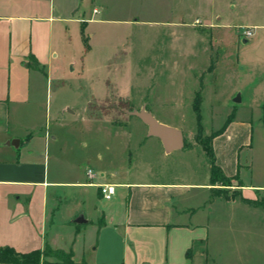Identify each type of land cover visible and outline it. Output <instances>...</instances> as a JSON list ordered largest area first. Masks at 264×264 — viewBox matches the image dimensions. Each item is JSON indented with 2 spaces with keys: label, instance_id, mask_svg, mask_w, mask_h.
Instances as JSON below:
<instances>
[{
  "label": "crops",
  "instance_id": "0c3cea01",
  "mask_svg": "<svg viewBox=\"0 0 264 264\" xmlns=\"http://www.w3.org/2000/svg\"><path fill=\"white\" fill-rule=\"evenodd\" d=\"M93 1L0 0V249L25 254L47 246L70 253L74 264H191L204 253L214 264L219 255L239 264H264V156L257 158L251 144L253 133L264 136V95L255 107L262 110L255 132L251 120L233 115L209 140L213 164L231 179L229 187L210 185L204 152L196 153L204 157L207 171L202 179L185 182L159 173L151 180L130 181L119 176L116 167L121 165L109 163L113 159L107 155L95 154L93 162L87 154L69 157L64 152L61 140L82 139V132L76 121L68 119L74 114L68 106L48 118L52 93L48 84L58 80L62 65L73 71V41L81 45V59L87 58L92 40L99 35L96 26L114 21L104 17L103 3ZM129 2L131 11L122 21L132 24L137 20L138 0ZM227 3L238 7L234 0ZM203 14L190 23L176 20L172 27L178 38L185 26L193 27L195 35L204 39L206 52L210 45L215 47L212 30L232 26L240 44L256 42L251 37L257 25L220 23L218 11ZM200 25L208 30V40L201 35ZM241 26L253 29L249 38H240ZM114 88L119 97L126 96ZM202 90L201 82L199 111ZM234 94L229 99L239 103L240 95ZM93 100L84 104L83 113ZM150 140H157L162 149L158 139H145ZM49 145L55 149L51 154ZM257 162L262 164L260 169ZM84 163H93L99 174L87 178ZM103 184L114 185L108 201L99 194ZM220 188L234 190L236 196L226 198L223 191L216 192ZM212 243L217 256L211 254Z\"/></svg>",
  "mask_w": 264,
  "mask_h": 264
},
{
  "label": "rangeland",
  "instance_id": "374dc122",
  "mask_svg": "<svg viewBox=\"0 0 264 264\" xmlns=\"http://www.w3.org/2000/svg\"><path fill=\"white\" fill-rule=\"evenodd\" d=\"M227 1L138 0L137 20L131 24L132 21H122L131 11L129 0H94L95 5H105L104 17L114 21L99 26L100 29L95 25L99 35L92 40L93 50L87 58L81 59V45L77 47L73 41L70 48L75 58L73 71L62 65L58 80L48 84V91L50 88L52 93L56 92L51 93L47 102L48 118H52L54 110L60 108V112L68 106L74 113L68 119L76 121L82 132V139L61 140L64 152L69 157L87 154L94 157L93 162H96L95 154L101 158L107 155L113 159L109 163L121 165L115 166L120 170L119 176L130 181L151 180L159 173L165 179L185 182L202 179L206 170L204 157L196 153L204 152L209 164L202 146L228 117L251 120L255 132V124L262 117V110L255 111V107L264 95V0H234L238 3L235 8H230ZM216 11L220 23L257 25L251 37L256 42L242 45L241 39L237 41L236 28H216L212 30L215 54L214 45L204 52V39L195 35L193 27L185 26L179 38L173 30L174 22L190 23L199 13ZM199 30L208 40L206 27L200 25ZM174 33L177 38L172 36ZM215 59L210 74L206 69ZM199 73L203 90L197 125L189 103L194 93L191 90L198 88ZM114 87L126 96L119 97ZM232 93L234 97L240 95L239 103L229 99ZM90 99L95 100L85 114L82 108ZM140 111L151 115L159 124L180 131L183 151L164 155L157 140L145 141L156 138L148 136L147 126L133 115ZM251 144L257 150V158L264 156V136L253 133ZM52 147L47 148L50 154L55 150ZM85 164L83 170L89 169L95 176L99 174L97 167L91 166L93 163ZM261 166L257 162L259 169ZM221 191L226 198L236 196L234 190ZM211 254L217 256L213 243ZM214 262L240 263L228 255H219ZM191 264L214 263L204 253Z\"/></svg>",
  "mask_w": 264,
  "mask_h": 264
},
{
  "label": "trees",
  "instance_id": "16d2710c",
  "mask_svg": "<svg viewBox=\"0 0 264 264\" xmlns=\"http://www.w3.org/2000/svg\"><path fill=\"white\" fill-rule=\"evenodd\" d=\"M213 63H210L208 67V71L212 70ZM200 94H201V82H199V88L194 92L193 100H192V110L195 116V120L197 125H199L200 119V111H199V103H200ZM228 117L224 123V125L229 121ZM213 134L211 135V137ZM210 137V138H211ZM209 140L207 141L205 146H202L204 151L209 156V171H210V185L218 184L221 187H229L231 179L224 177L220 170L214 166L212 160V153L210 149ZM183 144V148H184ZM221 189H217V193L220 194ZM217 194V195H218ZM243 203H250L244 199H239ZM252 204V203H251ZM189 256V251L186 252V257ZM48 258H53V262L47 261ZM70 253H63L59 250H51L47 246H45L42 250H36L25 254L15 253L12 249L3 248L0 249V262L3 264H74L70 259Z\"/></svg>",
  "mask_w": 264,
  "mask_h": 264
},
{
  "label": "water",
  "instance_id": "95a60500",
  "mask_svg": "<svg viewBox=\"0 0 264 264\" xmlns=\"http://www.w3.org/2000/svg\"><path fill=\"white\" fill-rule=\"evenodd\" d=\"M238 102V98L235 99ZM147 126V135L158 139L165 153L179 151L183 149L182 133L176 129L159 124L151 115L144 111L133 114ZM80 223L82 221H76Z\"/></svg>",
  "mask_w": 264,
  "mask_h": 264
},
{
  "label": "built area",
  "instance_id": "2783aa9c",
  "mask_svg": "<svg viewBox=\"0 0 264 264\" xmlns=\"http://www.w3.org/2000/svg\"><path fill=\"white\" fill-rule=\"evenodd\" d=\"M94 12L96 11L95 9L93 10ZM253 33V29L252 28H242L240 30V35L243 38H249ZM86 177L87 178H92L93 177V173L88 169L86 170ZM99 194L102 200L104 201H108L111 199V197L114 195V185L111 184H103V185H99Z\"/></svg>",
  "mask_w": 264,
  "mask_h": 264
}]
</instances>
